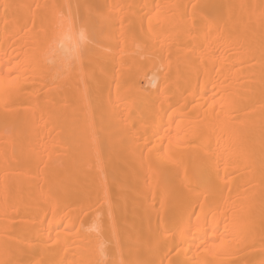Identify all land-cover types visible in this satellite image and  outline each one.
Masks as SVG:
<instances>
[{
	"label": "bare ground",
	"instance_id": "6f19581e",
	"mask_svg": "<svg viewBox=\"0 0 264 264\" xmlns=\"http://www.w3.org/2000/svg\"><path fill=\"white\" fill-rule=\"evenodd\" d=\"M62 15L92 44L53 77ZM167 220V264H264V0H0V264Z\"/></svg>",
	"mask_w": 264,
	"mask_h": 264
},
{
	"label": "clouds",
	"instance_id": "9594fccd",
	"mask_svg": "<svg viewBox=\"0 0 264 264\" xmlns=\"http://www.w3.org/2000/svg\"><path fill=\"white\" fill-rule=\"evenodd\" d=\"M92 44L87 27L70 16H61L55 33L41 46L40 62L53 77L67 74L81 63ZM94 264H108L110 241L102 233L90 237Z\"/></svg>",
	"mask_w": 264,
	"mask_h": 264
},
{
	"label": "rangeland",
	"instance_id": "374dc122",
	"mask_svg": "<svg viewBox=\"0 0 264 264\" xmlns=\"http://www.w3.org/2000/svg\"><path fill=\"white\" fill-rule=\"evenodd\" d=\"M234 176H235L234 174H229L225 176L223 180L228 181L230 178H233ZM231 181H233V179ZM222 184L223 183H220V185ZM168 223H169L168 220L162 221L161 223H157V225L154 227L153 231L158 233L157 240L152 244V246H150L149 249H148V244L146 242H143L141 244L142 247L139 250V252L132 254L133 256L126 255V257L123 259L124 260L127 259L130 263L144 262L145 264H148L150 263L151 260H155L156 264H167L168 260L170 259V256L174 254V252L176 251V249H170L167 251L165 248V244L163 243L164 237L171 233V230L167 227ZM144 224L145 223L141 221V223L137 227H134L128 232H122L120 236H118L117 238H112V243L108 248V259L116 260L119 258V248L116 245H114L116 241L118 240L122 242L129 241L132 245V241L136 240L138 237H140L141 239H145V238L148 239L150 233H152L153 231L146 230ZM133 232L137 233L136 236H134ZM30 236L31 235L27 233L24 236V238H29ZM103 236L105 237V234Z\"/></svg>",
	"mask_w": 264,
	"mask_h": 264
},
{
	"label": "snow or ice",
	"instance_id": "6c2138e0",
	"mask_svg": "<svg viewBox=\"0 0 264 264\" xmlns=\"http://www.w3.org/2000/svg\"><path fill=\"white\" fill-rule=\"evenodd\" d=\"M5 7H7V6L5 5ZM86 23H87V22H83V23H81V24L84 25V26H86ZM183 223H184V222H183V220L181 219V220L178 222V227H179L180 224H183ZM181 236H183V231H182V230H181ZM172 264H180V262L177 260V261H173Z\"/></svg>",
	"mask_w": 264,
	"mask_h": 264
}]
</instances>
